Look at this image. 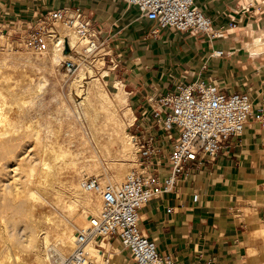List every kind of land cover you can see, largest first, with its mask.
<instances>
[{
    "label": "crops",
    "instance_id": "crops-1",
    "mask_svg": "<svg viewBox=\"0 0 264 264\" xmlns=\"http://www.w3.org/2000/svg\"><path fill=\"white\" fill-rule=\"evenodd\" d=\"M197 4L215 28L224 30L232 21L237 31L251 23L255 28L254 22L263 15L247 0ZM76 7L121 58L113 81H122L126 92L133 93L128 98L132 108L141 96L170 92L178 81L213 82L227 92L250 95L253 111L243 135L231 139L218 156L206 158L174 192L145 206L141 228L163 255L178 264H264V60L251 56L239 39H230L231 30L214 42L170 30L152 38V25L122 0H0V26ZM217 50L226 56L213 58ZM110 78L111 74L108 82ZM161 169L165 176L169 164ZM111 248L117 251L112 264H134L117 241Z\"/></svg>",
    "mask_w": 264,
    "mask_h": 264
},
{
    "label": "built area",
    "instance_id": "built-area-1",
    "mask_svg": "<svg viewBox=\"0 0 264 264\" xmlns=\"http://www.w3.org/2000/svg\"><path fill=\"white\" fill-rule=\"evenodd\" d=\"M122 1L152 25L150 33L155 39L165 30L202 36L209 42L225 39L229 33L215 28L197 0ZM236 27L230 22L229 28ZM56 43L65 56L61 63L69 76L88 67L99 71L100 66L111 73L120 68L121 59L109 40L79 7L50 10L38 18L0 26V51L22 49L46 55ZM225 56L224 50L212 55ZM173 88L139 98L126 131L138 148L141 172L133 169L119 185H103L97 177L83 180L87 193L100 195L101 209L78 230L68 256L49 249L50 264H112L117 253L110 249L114 240L129 252L134 264H178L144 234L141 211L151 201L174 192L178 182L194 175L206 158L218 156L231 139L242 136L252 116L253 101L248 93L227 92L213 82L178 81ZM132 95L127 92L128 98ZM166 163L169 173L162 176L160 170Z\"/></svg>",
    "mask_w": 264,
    "mask_h": 264
},
{
    "label": "rangeland",
    "instance_id": "rangeland-1",
    "mask_svg": "<svg viewBox=\"0 0 264 264\" xmlns=\"http://www.w3.org/2000/svg\"><path fill=\"white\" fill-rule=\"evenodd\" d=\"M260 8L263 15L254 22L256 29L264 28V7ZM51 53L52 50L46 55H36L22 49L0 51V65L3 66L4 59H8L9 65L0 68V77L4 78L0 84V264H50V248L63 257L68 256L74 249L73 241L66 244V249H60L59 230L69 227L74 230L75 236L87 224L88 218L101 209L100 195L87 194L92 199L90 204H85L83 198H78L74 192L73 182H79L82 176V180L97 177L103 185H119L133 169L141 172L138 166L131 165L134 164L132 159L125 157L124 146L112 139V125L105 123L103 115L93 122V128L87 117L80 115L83 96L71 87L80 71L69 76L62 61L52 65L46 60ZM25 57L35 61L45 58L46 62L42 59L45 63L34 64L33 61V64L26 65ZM258 58L264 60V57ZM98 68L99 71H95L100 77L106 68ZM112 73L109 82L108 78L101 81L115 107H118L115 119L126 130L128 123L132 122L131 105L126 94V103H120L115 97L116 90L113 88L117 80L113 81L115 76ZM87 76L86 89L92 80L89 74ZM27 79H32L34 84L42 83L47 88L42 98H38L41 102L34 106L23 92L27 88ZM17 82L20 84L17 85ZM63 106L72 112V120L67 117ZM80 135L85 136L91 144L88 143L89 149L88 146L86 148L88 154L86 152L78 157L73 154L59 161L50 160L56 174L50 172L46 179H42V166L37 156L41 157L44 144L48 142L52 148H58L57 142H65L73 152L78 149L76 145ZM78 218L84 221L83 225H78Z\"/></svg>",
    "mask_w": 264,
    "mask_h": 264
},
{
    "label": "bare ground",
    "instance_id": "bare-ground-1",
    "mask_svg": "<svg viewBox=\"0 0 264 264\" xmlns=\"http://www.w3.org/2000/svg\"><path fill=\"white\" fill-rule=\"evenodd\" d=\"M247 5L248 6L249 5H253V6L255 5V6H258V7H264V0H247ZM251 24H250V26H248L246 28H242V29L240 28L239 31H237V29H234V28H229L228 31L231 30L229 38L230 39H234V38L239 39L238 43H240L241 47L245 48L247 50V52L251 56L264 57V28L256 29V28H253ZM64 57H65L64 54L61 53V51H60V49L58 47V44L56 43V44H54V46L52 48L51 57L47 58L46 60L48 62H50V64H52V65H58L59 62L61 61V59H64ZM35 58H37V56ZM42 59H44V61H45V58H42ZM42 59H40L41 61H39V59H37L38 61H35L36 59L32 60L30 58L25 57L24 60L26 61L25 64L27 65L28 63L33 64L34 63L33 61H35L34 64L45 63L46 61L44 62ZM24 60H23V62H24ZM7 61H8V59H4V61H2L3 66L0 65V68L9 66L7 64L8 63ZM100 72H101V70H100ZM87 74L90 75L92 80L90 79L91 80L89 82L90 86L86 89L84 81H85V79L88 80L87 79L88 78ZM101 77L102 78H109L110 77V72L108 70H104L101 73V76L97 77V73L95 71V68L93 69L91 67H88L86 71H84V70L80 71L77 74V76L74 78V81H72L73 85L71 87L76 89V92L83 96V100L81 102V106H82L81 110H83V111H82V113L80 112V115H84L85 117H87V119L91 122V127L92 128H93V126H92L93 122L94 121L96 122L98 117L103 115L104 118H105V123L112 125L110 127V135L112 136V139L116 143H121L124 146L125 149H124L123 153L125 154V157H128V158L132 159L133 162H134V164H131V165L138 166V163H137L138 162L137 161V159H138V156H137L138 148L130 140V137H129L127 131L125 130L123 124L118 122L115 119L114 115L116 114L118 107L116 106L117 107V109H116V107L114 105L115 103H113L110 94L108 93V91L105 88V85L101 81V79H102ZM3 79L4 78L0 77V84L2 83ZM28 79H29V76H28ZM45 82H46V80H45ZM18 84H20V82H17V85ZM25 87H27V88L24 89L23 92H25L24 94L28 95V97H29L28 101L31 104V106H34L38 102H41L40 100H38V98L41 99L43 94H45V91H46L45 90V88H46L45 85H43L42 83L34 84L32 79H31L30 81L28 80V83L26 84ZM114 89L116 90L115 97L120 101V103L128 102L127 99H125V96L127 95V92L124 89V85H123L122 81H120V80L119 81L118 80L115 81ZM126 106H128V105H126ZM63 108H64L65 112L67 113V117L69 119H71V113L72 112L70 111V109L68 107H64V106H63ZM129 111L132 112V109L130 108ZM133 119H134V115H133L131 121H133ZM73 124H75V123H73ZM107 126H109V125H107ZM74 128H75V126H74ZM75 133H76V131H75ZM92 133H93V135L95 137V135H96L95 134L96 133L95 129H93ZM50 140H51V138H50ZM75 140H77V139H75ZM96 140H97V138H95V141ZM71 142H72V140H71ZM88 143L90 144L89 140H87V138H85V136L80 135V137L77 140V145H76V147H78V149L76 148V151H73V152H72L71 149H69L70 147L69 148L67 147L68 146L67 144L65 145V142L62 143V144L61 143L59 144L58 142L56 143V145L58 144V146L60 148L59 147L58 148H55V147L52 148L51 147L52 145L51 144L49 145L48 142H47V144H44V147L42 146L43 148H41V146H40V148L42 149V154L40 153L41 157L40 156L38 157L37 156L38 154H35V155L37 156V159L40 158V160L39 159L38 160H39V164L42 166L41 167V170L43 171L42 179L45 178V176L48 175L50 172L53 173V174L55 173V169L53 170V167H52V165L50 163V160L64 159V158H67L69 156H72L73 154L75 155V157H78V155H84L87 152V149H86L87 146H88V149H89ZM69 146H70V144H69ZM35 147H37V146H35ZM39 152H41V150L38 151V153ZM88 152H87V154H88ZM89 160H91V159H89ZM91 161L93 162V160H91ZM94 163H92V165H94ZM80 170H79V172H80ZM80 174H81V172H80ZM81 177L82 176H80V178L78 179L79 182H76V183L73 182L72 187H73L74 192L77 194L78 198H83L85 204H90L92 198L91 197L88 198L87 194H91V193H86L85 190L82 188V181H83L82 179L83 178H81ZM88 178H91V177H88ZM48 181L49 180L47 179L46 182H48ZM80 200H82V199H80ZM77 201H79V200H77ZM80 219L81 218H78L77 223H78V225H83L84 221L80 220ZM58 237H59V240L61 241L59 243L60 249L64 250V249H66L65 248L66 244H69V243L71 244L72 241H74V238H75L74 230L65 226L64 228H61V230H59ZM61 246H62V248H61Z\"/></svg>",
    "mask_w": 264,
    "mask_h": 264
},
{
    "label": "water",
    "instance_id": "water-1",
    "mask_svg": "<svg viewBox=\"0 0 264 264\" xmlns=\"http://www.w3.org/2000/svg\"><path fill=\"white\" fill-rule=\"evenodd\" d=\"M66 53H68V48L66 49Z\"/></svg>",
    "mask_w": 264,
    "mask_h": 264
}]
</instances>
